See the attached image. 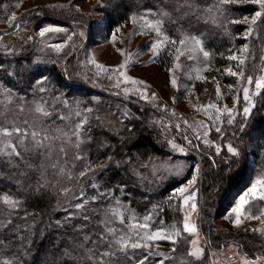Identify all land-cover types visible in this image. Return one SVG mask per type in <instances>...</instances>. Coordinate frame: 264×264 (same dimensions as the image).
I'll return each instance as SVG.
<instances>
[{"label":"trees","instance_id":"trees-1","mask_svg":"<svg viewBox=\"0 0 264 264\" xmlns=\"http://www.w3.org/2000/svg\"><path fill=\"white\" fill-rule=\"evenodd\" d=\"M25 1L0 0V81L9 88L13 85L20 87L18 93L27 97V103L41 101L48 107L50 104L49 113L53 119L36 118H43L40 119V126L51 131L66 126L67 106L76 103L87 121L84 133L88 151L83 159L87 165L93 166V170H85V175L72 180L65 191L58 180H54V171L47 168L45 156L35 147L29 149L17 144L19 156L15 153L8 157L0 156V223L12 222L0 228V264H97L100 253L108 250L109 244L120 237L117 230L115 234L107 233V228L111 226L104 218L111 208L118 212L121 210L126 226H141L145 222L144 217L148 216L151 231L159 227H181V201L171 194L175 187L181 186L195 173L196 164L200 167L195 186L199 204L198 231L206 246L202 259L194 260L185 234H181L173 251L160 256L148 255V249H129V255L133 252L135 255L126 264H135L143 255H148L145 264H160L161 261L163 264H212L210 253L213 250L222 252L231 246L238 247L239 255L248 260L255 262L263 258L264 239L261 235L231 234L218 228L216 221L225 216L258 177L264 176V99H261L264 91L249 117L237 118L235 124L222 125L220 133L214 130L207 145L193 138L188 127L180 123V133L176 134L182 137V131L183 136L193 142L189 153L183 155L171 148L174 139L170 137L174 135L175 128L169 123H176L173 118L137 99L121 97L122 92L114 90L108 79L102 81L97 78L84 63L83 46L102 42L96 39L100 37V30L97 32L100 25H95L74 5L88 0H76L68 7L33 9L16 16ZM99 2L103 6L101 13L105 16V30L102 33L106 37L136 24L151 34L153 43L157 33L151 24L157 19L162 20V33L176 41L174 47L171 44L161 46L158 63L163 70L173 67L175 57L185 47L179 44V40L185 37L201 40L203 49L210 53L206 75L221 84L229 86L237 82L234 76L228 74L229 68L243 73L245 82L258 66L263 65L264 26L261 21L252 26L251 35L241 39L250 26L243 24V17H250L255 10H259L252 4L220 6V0ZM149 9L151 15L141 19ZM13 13L17 19L9 23ZM133 17H136L135 22ZM229 20L240 22L230 23ZM45 24L67 29L56 42L65 43L61 51L35 46L38 26ZM22 31L28 36L21 53L11 55L2 50V42L6 38ZM159 39L163 40V35ZM244 44L248 45L245 67L239 64V60L228 58L236 55ZM177 49L180 51L177 52ZM41 74L48 77L46 92H40L37 85L31 87L35 77ZM34 88L37 90L34 91ZM124 105L130 115L124 118V127L121 130H106L99 119L104 112L99 106L109 108L118 117V111ZM241 121H244L243 125ZM175 141L182 144L177 139ZM229 143L237 148L238 156L227 152ZM197 144L198 148L193 147ZM217 145H220L219 152L216 151ZM179 159L188 162L185 177L166 175L160 179L155 175L158 165L173 164ZM126 160L128 163L124 162ZM109 189L112 196H97L98 191ZM81 190L91 199L97 198L86 204L79 215H73L79 211L72 205L82 201L79 199ZM5 196L19 201L20 205L15 209L8 207L4 202ZM258 206L264 211V200L253 198L246 209L252 216H257L259 210L255 208ZM14 226H18V230H10ZM101 233L107 234L104 243L99 239ZM137 234L141 236L140 232H136L130 237L136 238Z\"/></svg>","mask_w":264,"mask_h":264},{"label":"rangeland","instance_id":"rangeland-1","mask_svg":"<svg viewBox=\"0 0 264 264\" xmlns=\"http://www.w3.org/2000/svg\"><path fill=\"white\" fill-rule=\"evenodd\" d=\"M74 1L76 0H27L20 5L16 16H22L27 12L38 8H49L55 6L68 7L74 3ZM74 5L79 11L85 13L95 25H100L99 28H101L97 29V32L100 30V37L95 38L98 39L97 41L102 42L98 44H85L81 50L84 63H87L88 67L92 69L97 78L102 79V81L108 79L109 82L112 83L114 90L122 92L121 97L137 99L146 105L152 106L155 110L157 108L160 109V111L163 110L170 116V118H173L176 123L174 122L173 125L169 123V126L175 128L174 135H172L170 139H174L173 142L177 144L179 143L175 141V139L182 142V144L179 145L184 147L187 151L181 154L185 155L189 153L188 150L191 146L187 143L182 131V137L176 134L178 132L180 133L181 124L188 127L193 138L198 140L203 145H205L203 140L205 138L206 131V138L210 142V135L214 132L216 126L221 127L225 124L228 125V116L226 112L223 116H221L220 124H216L213 116L209 114V111L205 110L209 104L218 105L222 112L224 111L225 106L235 109L236 111L233 114V124H235L237 118L239 119L244 116L243 108L246 106V102L243 99V93L244 89L247 88L249 90V94L255 101L256 108V103L259 101L260 96L264 91V89H261L260 95L255 94L256 82L260 78L264 77V56L262 58L263 65L258 66L254 70L253 75L250 76L252 78V84H248L247 79L245 82L243 81L244 74L242 73V76H234L237 79V82L235 81V84H233L231 88L227 85L219 83L215 79H210L208 75H206L209 71L207 65L210 62V57L205 58L202 52H197L193 55L187 47H183V49L181 48V52L178 54L179 60H175L172 67L174 71L169 72L161 68L158 63L159 56H157L156 53L149 47L152 43L151 34L149 32L140 29L136 24H131L130 26L113 33L110 37H106L105 34L102 33V31L105 30V16L101 13L103 6L99 0H88L78 4L75 3ZM253 6L256 7L257 5ZM250 19L251 16L249 17V20ZM243 24L245 25L248 23L244 22ZM4 27L5 26L1 28ZM62 33H47L45 37L42 38L37 32V39L34 41L35 46L37 48H43L44 50L50 48L56 52V50L52 47L53 44H62V48L65 47V43L63 42L56 43L60 40L59 36ZM83 35L85 36L86 34L84 33ZM113 35H115V40L112 38ZM27 36L26 32L22 31L20 34L6 38L2 42V50H5L6 53L11 55H18L27 44ZM68 36H70V34ZM245 38H247L245 35L241 36V39L245 40ZM161 49L162 48L159 50L160 53ZM247 50L248 47L246 50L242 47L236 54L239 58L243 59L244 67ZM190 55L192 56L191 59L189 58ZM93 59L96 61V64H101L110 71L105 73L98 70L92 63ZM126 59L128 60L127 74L134 80L144 82V85H146L148 89V100L142 99L136 92V89L140 87L139 85H134L131 81L124 80L123 77H120L119 74L114 71L115 69L120 68ZM176 63H179V68H175ZM172 78L177 80L176 85H172ZM117 80H119L118 87ZM217 85H219L220 89L219 95H217L216 92ZM31 87H35V84L31 83ZM125 87L132 89V91L124 93L123 89ZM20 90L21 88L16 85L9 88L0 81V129L7 127L11 130L15 127H19L27 132V134L23 136L18 133H13L10 137L0 133V156L5 155L8 157L12 153H16L18 151L17 144H23V146H27L29 149L35 147L37 151H41L43 156H45V160L48 162L47 168L49 171H54L53 174L56 175L54 180L55 178L58 180L57 182L62 189H67L72 180L79 178L80 171H85L88 166L83 159V156L87 154L86 151H88V145L86 142V134L84 133L87 121H85V117L82 115V110L76 103V105L69 104L67 106L69 108L67 115L68 123L63 128L51 131L50 128L40 126V119L43 118H36L40 116L49 120L53 119L49 113L50 104L48 107L47 104L44 105L41 101L27 103L29 100L27 97L18 93ZM152 93L156 94L154 98L152 97ZM237 99H239V103H237ZM40 103H43L44 106H41ZM124 106L122 109H119L118 117H116V115H114L109 108L99 106V108L104 111L99 119L106 130H121L124 127V118H128L130 116H128V109ZM38 107L43 108L44 111L49 113V115L45 116L43 112L37 111ZM211 111L214 112V110ZM78 124L81 125L79 129H77ZM177 125H179V127H177ZM52 128H54V126ZM34 130L40 133L35 140L31 136V132ZM77 131L80 133L79 136L74 134ZM17 137L19 139H15ZM37 140L40 142L37 143ZM78 144L79 146H77ZM5 145H8V147H5ZM11 145L16 146L15 151L12 150ZM53 152H56V154ZM9 153L11 154L9 155ZM57 153L61 155L58 156ZM83 161L85 163L84 167H82L84 165V163H82ZM187 165L188 162L183 159H179L173 164L161 163L156 167L155 175L160 177V179L166 175L183 178L188 174ZM194 174L198 177V173L195 172ZM196 184L193 185V188H195ZM79 199L82 200L81 203L87 199V204L94 201L88 194H85L84 191L83 194L80 192ZM237 201L234 205H232V207L235 206ZM195 202L197 207L195 210H191V214L188 219L189 223L196 225L197 232L188 233L184 231V219L188 212L187 206L183 205L181 201V212L183 213V219L181 222L182 225L181 227L169 226L165 229V234L172 235L173 230H178L180 235L185 234V240L189 243L190 253L197 247L203 249V253L200 257H193L194 260H200L203 257L206 246L204 238L198 231L199 204L197 203V197H195ZM231 208H229V211L225 214V216L230 213ZM258 208L259 206L255 209L259 210L260 213L258 212L257 216H252L250 210H247L245 206L244 215L241 217L243 223L239 226L233 223V220L235 219L234 214L229 219H225V216L220 217L216 221V225L218 228L230 232L231 234L236 235L243 233L248 236L261 235L264 239V211L263 208ZM114 210L116 209H110L107 215H105L104 221L109 226L117 230V233L120 236L130 237L135 235L136 232H140L141 237L143 236L145 230H143L141 226L138 224L126 226L124 218L122 219L121 215L115 214ZM119 213H121V210ZM180 229H182L183 232ZM180 235L174 236L172 240H142L141 242L150 245V247L147 248L148 251L162 255L165 252L170 253L173 251L174 246L177 245L179 243V239H181ZM239 252V248L236 246H231L229 249L222 252H215L213 250V252L210 253L211 262L212 264H244V260L247 258L239 255ZM258 262L259 264H264V257L260 258Z\"/></svg>","mask_w":264,"mask_h":264},{"label":"snow or ice","instance_id":"snow-or-ice-1","mask_svg":"<svg viewBox=\"0 0 264 264\" xmlns=\"http://www.w3.org/2000/svg\"><path fill=\"white\" fill-rule=\"evenodd\" d=\"M242 4H252V5H257L259 10H255L254 14H252L251 19L249 20L248 16H244L243 20L244 22H247L250 26L247 28V30L245 31V37H247L248 35H251L253 32V27L252 26H256L257 25V21H261V25L264 26V0H220V6H226V5H242ZM147 15H151V10H147V13L145 14V16H142L141 19H146ZM162 15H167L166 13H162ZM17 18L15 16V14L13 13L11 18L9 19V23H12L13 21H15ZM133 22H135L136 17H133ZM230 23L235 22V23H239L240 21H232L229 20ZM151 27L153 28V30L157 33V39L155 40V42L151 43L149 45V47L156 53L157 56L160 55V48L162 45L167 46V44H171L173 47L176 44L175 40H171L166 34L162 33V20H155L152 24ZM66 33L67 29L58 25H53V24H45L43 26H38V33L40 37H45V35L47 33H52V34H57V33ZM82 35V33H81ZM163 35V40L159 39V37ZM113 40H115V35H113ZM70 39V37H69ZM167 42V43H166ZM179 44L181 46H185L188 48V50L190 51L191 54H196L197 52H202L203 56L205 58L209 57L210 53L206 50L203 49L202 47V42L200 39H197L195 37H185L184 39H180L179 40ZM52 47L57 51H61L63 45L62 44H53ZM248 47L247 44L243 45V49L246 50ZM177 52H179L180 50L177 49ZM190 59L192 58V56L190 55L189 57ZM230 60L232 61H237L239 60V64L242 66L244 61L243 59L239 58L237 55L233 54L230 55L228 57ZM175 59L178 61L179 60V55H177L175 57ZM92 63L95 65V67L105 73H108L110 70L106 69L103 65L101 64H96V61L93 59ZM127 66H128V60L126 59L124 64L120 66V68L115 69L114 71L117 72L119 74L120 77H123L124 80L126 81H131L134 85H139L140 87L136 89V92L138 93V95L144 99V100H148L149 99V95H148V89L147 86L144 85L143 81L140 80H134L131 76H129L127 74ZM180 65L179 63L175 64V68H179ZM169 72L174 71L173 68H169L168 69ZM227 72L229 75L232 76H242L243 74L241 72H233L230 68L227 69ZM48 81V77L45 75H40L38 77H35L34 79V84L38 86V90L40 92H46L48 90V84L46 83ZM247 82L248 84H252V78L249 76L247 78ZM172 85H176L177 84V80L175 78H172L171 80ZM119 86V80H117V87ZM232 85H229V88H231ZM255 89H256V95H260V90L264 89V77L260 78L256 84H255ZM34 91L37 90L36 88L33 89ZM124 93H129L130 91H132V89H129L127 87H125L123 89ZM216 92L217 95H219L220 93V89H219V85H217L216 88ZM155 93H152V97H155ZM243 99L246 102V106L243 108V114L244 117L247 118L251 112L253 111V109L255 108V101L253 100L252 96L249 94V90L247 88L244 89V93H243ZM261 99H264V96H261ZM66 102V101H65ZM237 103H239V99H237ZM206 111H209V114L213 116L214 120L216 121V124L219 125L221 120V116L224 115V113H227L228 119H227V123L229 125L234 123V112L236 111L233 108H228L227 106H225L224 111H221V108L216 105V104H209L207 106V109H205ZM211 110H214V112H212ZM37 111L39 112H43L45 116H48L49 113L44 111L43 108L38 107ZM88 111H91V109H88ZM79 114V113H77ZM244 121H241V124L243 125ZM81 127V125H77V129H79ZM177 127H179V125H177ZM215 131L217 133L221 132V128L219 126H216ZM0 133L6 135V136H12L13 133H18L23 135H26L27 132L26 130H23L19 127H15L13 129H9L7 127L0 129ZM75 135L79 136L80 133L79 131L74 133ZM40 135L39 132L37 131H32L31 132V136L32 138L35 140L38 136ZM207 137V131L205 132V138L203 140V143L205 145L209 144V140L206 138ZM185 139L187 140V143L189 145H193V142L191 140H188L187 137H185ZM199 139V138H198ZM40 141L37 140V143H39ZM79 146V144L77 145ZM5 147H8V145H5ZM15 145H11V148L13 151H15ZM193 147H199V145H194ZM171 148L173 150L179 151L180 153H184L185 152V148L182 147L181 145L172 142L171 143ZM216 151L219 152L220 151V145L216 146ZM227 152L233 154V156H238L240 153L238 152L237 148L233 147V145L231 143H229L227 145ZM11 153H9L10 155ZM17 156L20 155L19 152L15 153ZM111 160V157H108ZM125 163H128V161H124ZM117 165H119V161L116 162ZM93 170V166L92 165H88L86 168V171H92ZM103 170V169H101ZM194 171L196 173H198L200 171V167L199 164L194 165ZM80 176H84L85 175V171H81ZM197 182V175L195 174H191L190 178H188L186 180L185 183H183L181 186H177L174 189V192L171 194L172 197H179L180 200L182 201L183 205L187 206V212L188 214L185 216L184 219V224H183V228L184 231L188 232V233H196L197 232V228L195 224L189 223V219L188 217L191 214V210H195L197 207V204L195 202V193H196V189L193 188V185H195ZM93 187H97L96 185H93ZM65 191H67V189H65ZM81 193L83 194V190H81ZM97 196L101 197V198H106V197H110L112 196V192L111 190H106L104 192H97ZM97 197H92V199H96ZM252 198H259L260 200H264V176H260L256 179L255 182L252 183L251 187L248 189L247 192H245L243 195H241L239 197V200L237 201V203L235 204V206H233L231 208L230 213L225 216V219H229L232 217V215L234 214L235 219L233 220V223L237 226L241 225L243 223L241 217L244 215V210H245V206L248 205L249 200ZM4 202L8 205V207L15 209L18 207V205H20V202L14 199H10L8 196L4 197ZM88 203V200L85 199L82 203L78 202L75 203L74 205H72V207H74L75 209L79 210L76 213H73V215H79L80 212L85 210V206ZM115 214L117 215H122L121 213H119L117 210H114ZM25 215H27V213H25ZM85 219H88L87 216L84 217ZM255 218V217H254ZM66 219H70V217H66ZM144 223L141 225V228L144 231L143 236L141 237L139 234H137L136 238H132V237H125V236H120L118 238H116L112 243L109 244V249L100 253V257L97 261V264H126V262H130L132 257L135 255V253L133 252L132 255H129V249L131 250H136V249H147L148 247H150L149 244L146 243H142L141 241H156V240H172L174 238V236H179L180 232L178 230H173L172 235H166L165 234V229L163 227H159L156 228L155 231H150V217L145 216L144 217ZM11 220H8L6 223H0V228L3 227H7L8 224H11ZM59 223V222H57ZM10 230H18V226H14L13 229ZM247 230V229H245ZM115 229L114 228H107V233H112L115 234ZM87 239V237H86ZM100 242L104 243L107 239V234L106 233H101L100 234ZM203 253V249L202 248H196L194 251H192L190 253V255L192 257H200ZM141 255H143V253H141ZM148 255H160L159 253H150ZM148 255H143L142 259H137L135 261V264H145V261L148 260ZM160 264H163V261L160 262ZM244 264H259L258 261H251V260H244Z\"/></svg>","mask_w":264,"mask_h":264}]
</instances>
